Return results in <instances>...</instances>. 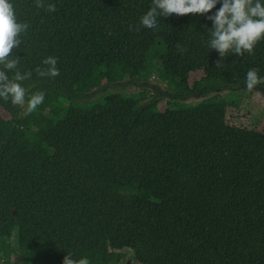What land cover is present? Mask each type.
<instances>
[{
    "label": "trees",
    "instance_id": "1",
    "mask_svg": "<svg viewBox=\"0 0 264 264\" xmlns=\"http://www.w3.org/2000/svg\"><path fill=\"white\" fill-rule=\"evenodd\" d=\"M13 2L29 28L10 55L33 73L27 93L46 97L27 116L0 99V263L264 264V130L231 124L220 94L264 76V40L221 58L206 15L140 25L152 0ZM48 56L55 78L35 71ZM111 69L157 70L173 99L205 97L173 112L148 88L85 100Z\"/></svg>",
    "mask_w": 264,
    "mask_h": 264
},
{
    "label": "clouds",
    "instance_id": "2",
    "mask_svg": "<svg viewBox=\"0 0 264 264\" xmlns=\"http://www.w3.org/2000/svg\"><path fill=\"white\" fill-rule=\"evenodd\" d=\"M36 7L45 6L44 0H35ZM217 5H220L217 8ZM215 9L213 12L212 10ZM47 10L55 12V4L49 3ZM210 13V14H209ZM186 14L206 15L211 21L207 46L216 50L221 58L230 54L243 56L254 54L258 42L264 40V0H152V7L140 17V25L147 29L159 27V18L177 17ZM28 23L18 19L13 0H0V99L18 106L25 116L37 111L45 101L46 93H27L24 81L32 78V71L19 69V57L10 55L22 44V35L27 32ZM35 71L41 77L59 76L58 58L48 56ZM258 69L246 73V87L254 89L264 85V76ZM11 73V75H9ZM63 264H89L87 257L78 260L68 253Z\"/></svg>",
    "mask_w": 264,
    "mask_h": 264
},
{
    "label": "rangeland",
    "instance_id": "3",
    "mask_svg": "<svg viewBox=\"0 0 264 264\" xmlns=\"http://www.w3.org/2000/svg\"><path fill=\"white\" fill-rule=\"evenodd\" d=\"M154 55L155 54H152V60ZM119 75H121V77ZM130 75V70L124 72V77L121 73H118L117 70H109L111 82H107L103 87L104 89H97L92 96L86 98L85 100L93 102L103 96L104 93H108L113 90H123L129 94H134L142 88H148V90H151L153 93L158 91L160 92L159 106L162 111L173 112L172 110H175L174 107H178L180 102H190L202 98V96H198L196 94L188 96L187 98H189V100L186 101H183L182 98L173 99L168 93L173 94L175 91L159 80L157 70L150 72L148 79H131ZM194 75L196 78L201 77L197 73ZM190 81H193V78H191ZM156 86H159L160 89ZM162 92H164V94H168V96L163 95ZM214 94H210V96ZM220 94L224 95L223 97L230 103L227 110V120L231 124L264 130V97L261 96L260 93L255 91L253 92L244 87L232 92L222 91ZM0 115L7 118L10 117V115L1 108ZM124 264H136L134 256H129Z\"/></svg>",
    "mask_w": 264,
    "mask_h": 264
},
{
    "label": "water",
    "instance_id": "4",
    "mask_svg": "<svg viewBox=\"0 0 264 264\" xmlns=\"http://www.w3.org/2000/svg\"><path fill=\"white\" fill-rule=\"evenodd\" d=\"M254 89H256V90H258L259 91V93L262 95V96H264V87H262V86H254ZM218 92H219V90H217ZM217 91H213V92H211L210 94H214V93H216ZM223 91H228V89H224ZM195 95V94H194ZM205 96H202V98H204ZM202 98H200V99H202ZM186 100H189V98H184L183 99V101H186Z\"/></svg>",
    "mask_w": 264,
    "mask_h": 264
}]
</instances>
